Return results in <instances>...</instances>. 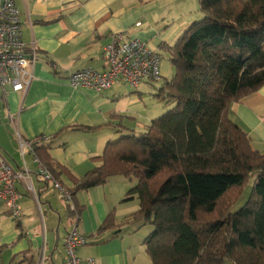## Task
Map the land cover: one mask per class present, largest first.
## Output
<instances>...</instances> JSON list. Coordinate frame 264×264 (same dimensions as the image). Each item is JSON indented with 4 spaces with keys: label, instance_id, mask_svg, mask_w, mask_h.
<instances>
[{
    "label": "trees",
    "instance_id": "16d2710c",
    "mask_svg": "<svg viewBox=\"0 0 264 264\" xmlns=\"http://www.w3.org/2000/svg\"><path fill=\"white\" fill-rule=\"evenodd\" d=\"M199 3L202 19L167 47L175 74L155 96L174 107L145 133L107 144L101 165L70 191L73 214L79 191L125 177L137 182L125 201L140 206L129 222L153 229L144 240L153 264H264V154L230 117L233 104L264 84V0ZM40 162L58 178L51 160ZM118 228L111 213L99 231ZM18 258L11 264H35Z\"/></svg>",
    "mask_w": 264,
    "mask_h": 264
},
{
    "label": "crops",
    "instance_id": "0c3cea01",
    "mask_svg": "<svg viewBox=\"0 0 264 264\" xmlns=\"http://www.w3.org/2000/svg\"><path fill=\"white\" fill-rule=\"evenodd\" d=\"M14 1L21 14L22 39L29 51L35 50L37 60L26 93L10 86L0 88V156L28 176L17 184L22 195L21 221L15 222L0 204V264H11L23 254L34 256L35 264H64L65 239L75 226L88 238V245L79 248L81 259H95L99 264H153L144 245L146 235L129 222L133 213L116 221L118 229L99 231L109 209L102 207L95 218L91 202L86 209L77 201L80 214L74 215L61 193L43 183L40 158L55 164L57 179L71 191L76 180L101 165L96 159L109 142L133 134L126 119H135L133 106L139 101L135 90L119 82L98 93L72 87L69 77L83 69L105 71L104 48L117 32L126 31L161 57H170L167 47L201 15L199 0ZM167 65L161 67L166 78L172 76ZM230 117L249 136L252 147L264 154V84L233 104ZM77 126L100 128L72 129ZM19 136L25 141L47 140L33 152H22ZM125 198L122 203L130 202Z\"/></svg>",
    "mask_w": 264,
    "mask_h": 264
},
{
    "label": "built area",
    "instance_id": "2783aa9c",
    "mask_svg": "<svg viewBox=\"0 0 264 264\" xmlns=\"http://www.w3.org/2000/svg\"><path fill=\"white\" fill-rule=\"evenodd\" d=\"M104 58L107 63L105 71H76L70 75L69 84L74 88H89L101 93L110 90L119 82L138 89L143 84H156L162 80L161 55L147 43L130 37L126 31L110 35V41L104 48ZM36 60L35 50L29 51L22 39L21 14L15 1L0 0V88L10 86L17 93H26L33 80L32 68ZM19 140L22 152L25 149L33 152L47 139L25 141L19 136ZM39 168L43 183L59 191L70 210L74 212L76 207L70 191L42 164ZM27 179V175L16 172L0 156V204L6 207L17 223L22 218V195L17 189V184ZM87 245L88 238L75 226L65 239L64 264H99L95 259H81L77 255V250Z\"/></svg>",
    "mask_w": 264,
    "mask_h": 264
},
{
    "label": "rangeland",
    "instance_id": "374dc122",
    "mask_svg": "<svg viewBox=\"0 0 264 264\" xmlns=\"http://www.w3.org/2000/svg\"><path fill=\"white\" fill-rule=\"evenodd\" d=\"M200 14V13H199ZM203 17L202 13L198 16L197 21L201 20ZM168 64L172 76L166 78L161 75L162 80L156 84H145L142 85L138 90H135V96L139 99L138 103L133 106V111L135 112L134 120L127 118V122L131 125L133 134L140 135L145 133L147 127L150 125L151 121L160 118L165 113H167L174 106L172 104L162 103L155 96L159 93V89L164 86L166 79L171 80L175 74V68L170 61V57L162 56L161 67L163 64ZM140 92V93H139ZM152 119V120H151ZM148 121V123H147ZM150 121V122H149ZM148 125V126H147ZM128 134H132L128 132ZM125 134L124 136L128 135ZM136 180H129L125 177H115L111 179L106 185L92 188L90 190H81L75 196V202L78 201L79 205L86 206L88 208L89 203L92 204V211L95 218H98L102 207L109 209V215L113 213L115 217V222H121L123 217L128 214L135 213L139 210V200L135 198L127 203H122L126 196V193L136 185ZM252 188V182L245 190L244 196L241 201L233 208V212H238L248 201ZM60 206L66 207V204L62 199H57ZM77 204V203H76ZM67 208V207H66ZM93 221V219H92ZM90 223V219L87 221ZM243 227L248 225V221L242 220ZM139 233L144 234L145 239L152 232L151 226H144L139 231ZM82 250V249H81ZM82 251L80 249L77 251V255ZM80 257V256H79ZM227 264H231L228 262Z\"/></svg>",
    "mask_w": 264,
    "mask_h": 264
}]
</instances>
